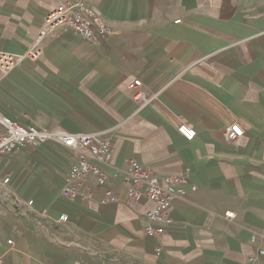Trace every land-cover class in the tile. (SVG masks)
I'll use <instances>...</instances> for the list:
<instances>
[{"label": "crops", "instance_id": "1", "mask_svg": "<svg viewBox=\"0 0 264 264\" xmlns=\"http://www.w3.org/2000/svg\"><path fill=\"white\" fill-rule=\"evenodd\" d=\"M68 0H0V52L23 54ZM109 28L50 31L41 56L0 68V113L92 133L113 146L106 174L68 180L75 151L17 146L0 162L4 264H264V0H86ZM133 74L145 100L120 85ZM184 116L196 127L188 140ZM237 122L242 136L228 140ZM4 128L0 124V131ZM132 161L184 182L161 234L154 203L127 195ZM74 186L71 195L63 190ZM33 200V204L28 202ZM67 214V222L60 217Z\"/></svg>", "mask_w": 264, "mask_h": 264}, {"label": "built area", "instance_id": "2", "mask_svg": "<svg viewBox=\"0 0 264 264\" xmlns=\"http://www.w3.org/2000/svg\"><path fill=\"white\" fill-rule=\"evenodd\" d=\"M64 28L72 33L80 35L88 40H102L108 33L107 24L98 13L88 6L86 0H68L55 6L46 16L45 25L39 31L37 37L23 54H7L0 52V68L13 70L19 63H28L38 59L42 54V42L45 36L52 30ZM142 80L133 74H129L122 84L134 91L136 100H145L144 93L140 89ZM0 124L4 130L0 131V162L6 154H10L20 145L40 144L55 142L65 145L75 151L77 160L71 165L68 172V180L77 183L90 176H94L97 182L105 180L106 174L99 163L111 162L114 156L112 143L98 134L69 133L61 127L45 128L36 125H23L7 115L0 113ZM178 131L188 140L193 139L197 130L195 125L185 118L180 117ZM243 129L235 122L225 127V135L228 140H234L242 136ZM9 177H0V187L8 184ZM184 182L182 176H169L161 178L151 168L136 161H132L125 175L127 195L134 200L147 198L154 205L148 212L150 224L147 232L150 235L161 234L163 224L167 222V213L173 204L178 190ZM74 186H67L63 192L71 195ZM33 204V200L28 202ZM60 221L67 222L69 217L63 214ZM264 255V248H259L255 256L250 260L254 262L257 256ZM0 264H4L0 261Z\"/></svg>", "mask_w": 264, "mask_h": 264}]
</instances>
